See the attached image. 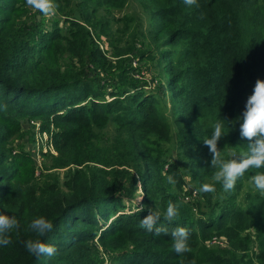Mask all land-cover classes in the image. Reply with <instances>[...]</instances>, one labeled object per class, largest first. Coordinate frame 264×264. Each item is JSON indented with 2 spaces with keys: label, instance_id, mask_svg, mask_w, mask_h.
Wrapping results in <instances>:
<instances>
[{
  "label": "trees",
  "instance_id": "1",
  "mask_svg": "<svg viewBox=\"0 0 264 264\" xmlns=\"http://www.w3.org/2000/svg\"><path fill=\"white\" fill-rule=\"evenodd\" d=\"M130 1L55 0L63 28L46 31L36 19H24L31 13L26 0H0V212L16 209L20 222L19 237L13 232L12 244L0 246V264H101L95 240L107 253H119L117 264H180L182 258L199 264L197 251L215 236L243 256L250 228L258 243L250 264H264V195L258 192L246 208L236 200L253 172L237 182L215 216L204 214L213 221L193 218L186 211L191 207L179 203L180 217L169 224L160 158L146 147L152 138L167 142L175 134L180 165L172 163L169 175L182 184V166L200 185L215 172L203 138L211 137L217 120L230 130L219 141L222 152L246 148L237 120L256 80L264 79V0H197L199 7L137 0L150 9H144L147 29L143 16H117ZM135 19L129 33L109 24L124 20L129 26ZM96 41L109 43L117 57L135 50L142 61L153 57L159 86L148 90L134 78L129 56L110 63L108 49ZM28 118L45 119L42 128L52 132L57 154L45 172L36 170L34 152L12 155L7 148ZM150 210L161 213L169 232L188 229L191 253L181 257L170 234L156 237L140 227ZM41 216L54 225L40 238L57 248L53 257L34 256L23 243L37 238L25 229Z\"/></svg>",
  "mask_w": 264,
  "mask_h": 264
},
{
  "label": "rangeland",
  "instance_id": "2",
  "mask_svg": "<svg viewBox=\"0 0 264 264\" xmlns=\"http://www.w3.org/2000/svg\"><path fill=\"white\" fill-rule=\"evenodd\" d=\"M30 9V8H29ZM149 11V8L143 7L141 3L137 0H131L130 4L123 10H120V12H117L118 17L122 16H129L134 15L136 18L143 16L144 17V28L147 29L149 25L148 18L145 16L144 13H147L144 11ZM31 13L28 15H25L24 19L30 18L32 21L35 19L38 21V27L41 26V29L43 30H51L53 27L59 24L60 27L63 28L62 23L63 17L59 15L58 11L54 16L51 18H47L42 16L40 13L34 11L33 9H30ZM104 19V17H102ZM135 21V22H134ZM133 22H129V26L124 23V20L121 21H114L110 22V27L112 31L115 30H121L123 32L126 30L128 33L129 31H133L134 28L137 26L136 19ZM138 21V19H137ZM42 23V25H40ZM139 23V21H138ZM139 30L141 29V26L139 24ZM149 34V33H147ZM151 34V33H150ZM121 36V33L118 35ZM140 37L138 36L137 39ZM102 39L104 41H107V37L103 36ZM125 39H127V34L125 35ZM125 39H119L117 42L120 46H124ZM100 48L104 51L108 49V53L106 55L110 59V63L115 62H123L124 58L130 57V67L136 68L134 72H131V75L134 76V78L140 80L143 82L142 84H146L148 90H153L157 86H159V82L157 80V77L155 75L159 74L157 65L152 60L153 57H146L144 61L142 59L144 58L142 53H138L137 50L130 51V53H126L122 56H114L110 51L111 47L109 46V43L104 42L101 43V41H96ZM143 41L141 40L140 43L137 42V46L139 48H143L142 44ZM145 43V41H144ZM77 44H81L80 41H78L74 46L76 47ZM131 45V43H129ZM145 47V46H144ZM148 47V46H147ZM77 49V47H76ZM65 57L67 54L64 55ZM63 62H68L66 59H62ZM163 85V84H161ZM160 85V86H161ZM110 97V96H108ZM45 119H36V118H28V121L24 122L22 121V126L19 128V130L14 133L13 139L8 143L7 148L10 151V153L18 154L20 151H27L29 153L34 152V164L36 166L37 171L44 170L45 168L50 164V160L53 159V157L57 154L54 153V144L51 146L49 144L48 138L52 137V132H49L47 130H44L42 128V122H44ZM32 131V132H31ZM35 132V135L33 134ZM46 132V133H44ZM35 137V139H34ZM53 141V139H52ZM49 144V145H48ZM146 147H149L148 149L153 151L155 157H159L160 160L158 161L159 168L162 169V177L159 178L160 181L163 183V186L168 194V197H170L171 201H177V204H188L191 209L186 208V211L189 212V214L197 219L202 218L204 222L207 221H213L212 217L210 219H205L204 214L205 213H212L213 216L218 213V209L221 208V206L224 205V202H226L228 193H223L220 189V185L217 184V192L216 193H203L199 192L198 189L200 187L198 179L195 177V175L189 170L185 169L181 166L182 172H183V180L184 182L181 183H175L174 185L169 184L167 182V176H169V168L172 163L180 165L179 161V139L178 137L173 134L169 141L162 142L157 140L156 138H152L148 141V144ZM51 152V153H49ZM182 158V157H181ZM81 168V167H79ZM52 171V170H50ZM59 173L63 175L64 170H59ZM213 179L208 180L207 183H213ZM187 189V190H186ZM258 191H256L251 183V181H246L242 188L239 190L238 195L236 196V200L238 205H240L243 208H246L247 203L250 198L256 196ZM142 190L139 189L137 192L138 200L134 201L135 205L140 201L141 199ZM126 204L131 203L128 199L125 200ZM203 213V214H202ZM245 234L251 238V246L247 253H245L243 256L241 255L242 252H232L230 250L229 242L227 238L224 237H217L218 239L214 242L207 240L202 247L197 251L198 258H199V264H250V262L256 261L255 254L258 252V243H257V232L254 228H250L245 232ZM215 238V237H214ZM97 246L93 248V254L95 258L99 261H101V264H117V258L119 256V253H107L104 251V249L101 247L99 242L95 240ZM118 252V251H117Z\"/></svg>",
  "mask_w": 264,
  "mask_h": 264
},
{
  "label": "clouds",
  "instance_id": "3",
  "mask_svg": "<svg viewBox=\"0 0 264 264\" xmlns=\"http://www.w3.org/2000/svg\"><path fill=\"white\" fill-rule=\"evenodd\" d=\"M185 5L199 7L197 0H184ZM26 6L40 13L42 16L51 18L57 12L58 5L55 0H26ZM203 18V13L201 14ZM239 132L242 140L247 141L245 149L240 151H228L224 153L218 146L219 141L230 130H225L224 124L217 120L213 125L211 137L203 138L205 146L211 153L210 166L215 169L213 183H203L198 191L203 193H216L217 184L223 193H231L236 184L246 173L253 172L251 183L256 191L264 195V79H257L248 96L245 108L239 115ZM235 127V124L232 126ZM231 129V128H230ZM167 182L174 185L177 181L174 176H167ZM187 190V189H186ZM141 211V208H138ZM13 214L8 215L0 212V246L7 247L12 244L11 234L16 233L19 237L20 222L14 214L16 209H10ZM180 217V205L169 201L163 220L169 224ZM161 213L150 210L149 214L140 220V227L156 237L170 234L172 237V250L181 255L191 253L192 248L188 242L189 231L185 227H175L169 232L166 224L160 223ZM52 221L45 217H37L27 226L25 231L35 233L36 239L23 241L26 250L34 256L53 257L57 255L54 245L45 243L42 237L53 230ZM180 264H184L183 258ZM191 264H196L195 260Z\"/></svg>",
  "mask_w": 264,
  "mask_h": 264
},
{
  "label": "built area",
  "instance_id": "4",
  "mask_svg": "<svg viewBox=\"0 0 264 264\" xmlns=\"http://www.w3.org/2000/svg\"><path fill=\"white\" fill-rule=\"evenodd\" d=\"M44 133H46V132H44ZM48 140H49V144H51V146H52V145H53L52 137L48 138ZM49 144H48V145H49ZM54 153H56L55 148H54ZM217 239H218L217 236H215V238H214V237L212 238V240H213L214 242H215ZM212 240H211V241H212Z\"/></svg>",
  "mask_w": 264,
  "mask_h": 264
}]
</instances>
